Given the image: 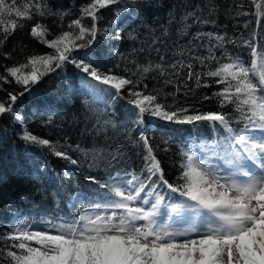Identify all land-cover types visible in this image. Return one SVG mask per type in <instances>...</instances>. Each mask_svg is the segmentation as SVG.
<instances>
[{
	"label": "snow or ice",
	"instance_id": "snow-or-ice-1",
	"mask_svg": "<svg viewBox=\"0 0 264 264\" xmlns=\"http://www.w3.org/2000/svg\"><path fill=\"white\" fill-rule=\"evenodd\" d=\"M124 2L89 0L77 18L68 21L66 29L53 34L35 17L55 14L63 23L70 13H53L44 0H26L22 6H18V0H0V49L10 35L25 26L24 21H34L30 36L50 50L33 53L26 62L5 67L0 85L14 81L23 91L7 92V100H0V116L8 113L19 119L14 109L18 98L45 75L68 63L90 78L84 81V87L109 94L114 90L113 99L121 98L122 90L133 85V80L102 73L93 63L76 59L73 53L90 48L96 40L100 11ZM251 4L259 24L264 17V0H251ZM86 19H90V24ZM181 34L188 35L187 31ZM203 36L216 43L209 46L207 57L195 56L193 60L207 70L195 72L192 63L183 59L167 67L187 68L188 78H195L197 86L215 83L218 90L204 99L215 98L218 110H172L159 102L158 94L129 89L128 104L137 125L143 124L147 114L190 125L197 134L206 125L215 137L182 145L179 182L171 183L165 178L148 137L141 131L139 139L145 156L139 174L109 173L104 181L85 177L98 189L86 201L77 198L82 204L78 213L60 218L59 222L42 220L43 228H33L28 221L19 220L9 232L0 234V257L9 264H264V44L260 43V34L251 32L243 41L250 56L245 61L228 54L217 57L212 51L236 41H226L225 36L216 33H197L194 39ZM0 54L10 56L7 52ZM178 55L186 53L181 49ZM208 61L215 67H209ZM141 70L144 74L153 70L165 74L161 64L142 66ZM202 77L210 83L202 82ZM97 85L106 87L97 89ZM4 90L0 87V91ZM229 106L231 111H224ZM21 138L78 164L49 139L28 130L23 131ZM112 158L115 160L116 156ZM213 158L223 162V170L210 163Z\"/></svg>",
	"mask_w": 264,
	"mask_h": 264
},
{
	"label": "trees",
	"instance_id": "trees-1",
	"mask_svg": "<svg viewBox=\"0 0 264 264\" xmlns=\"http://www.w3.org/2000/svg\"><path fill=\"white\" fill-rule=\"evenodd\" d=\"M25 2L18 0V6ZM44 2L53 13H70L63 23L55 14L35 17V21L58 34L62 28L66 29L69 20L77 18L89 0ZM255 11L251 0H125L123 5L101 10L96 40L90 48L73 55L93 63L102 73L124 76L134 83L125 86L121 98L113 99L114 90L109 94L84 87V81L90 78L68 63L45 75L18 98L14 109L19 119L8 113L0 116V234L9 232L21 219L31 225L49 219L59 222L60 218L78 213L82 204L77 198L86 201L98 189V185L85 180L87 176L104 181L109 173L113 176L139 174L144 168L145 156L139 139L141 131L148 137L165 178L178 183L182 145L215 137L206 125L197 134L190 125L166 122L147 114L143 124L137 125L128 104L129 89L158 94L159 102L171 106L172 110L179 107L187 108L190 113L193 109L218 110L215 98L204 99L218 90L215 83L202 77V82L210 86H197L195 78H188L187 68L177 70L167 65L183 59L185 63H192L195 72L207 70L193 57H207L209 46L216 41L207 36L194 39L197 33H216L225 36L226 41H236L213 48L217 57L228 54L250 60L243 41L255 31L264 44V17L258 24ZM244 12L248 15L239 14ZM33 22L24 21L25 26L10 35L0 49L10 53L9 57L0 54V74H4L5 67L26 62V57L33 53L50 51L30 36ZM85 22L90 24V19ZM184 31L188 35H182ZM181 49L186 55H178ZM161 56L165 59L161 60ZM149 64L164 65L165 74L155 70L144 74L141 68ZM208 66L215 67L211 61ZM0 87L5 89L0 91V100H7L8 91H23L14 81ZM105 87L97 85V89ZM224 111H231V107ZM24 130L49 139L78 164L73 165L45 147L24 141L21 138ZM0 264L9 262L0 257Z\"/></svg>",
	"mask_w": 264,
	"mask_h": 264
},
{
	"label": "rangeland",
	"instance_id": "rangeland-1",
	"mask_svg": "<svg viewBox=\"0 0 264 264\" xmlns=\"http://www.w3.org/2000/svg\"><path fill=\"white\" fill-rule=\"evenodd\" d=\"M254 135H257V134H254ZM210 163H212V164H214V165H219V166L221 167L222 170L224 169V165H223V162H222V161H219V160L213 158V159L210 161ZM31 226H32L33 228H43V227H44V225H43L41 222L31 224Z\"/></svg>",
	"mask_w": 264,
	"mask_h": 264
},
{
	"label": "bare ground",
	"instance_id": "bare-ground-1",
	"mask_svg": "<svg viewBox=\"0 0 264 264\" xmlns=\"http://www.w3.org/2000/svg\"><path fill=\"white\" fill-rule=\"evenodd\" d=\"M34 169H35V168H34ZM34 169H32V173H33ZM42 171H43V170H42Z\"/></svg>",
	"mask_w": 264,
	"mask_h": 264
}]
</instances>
